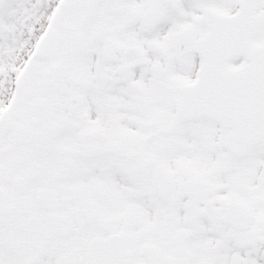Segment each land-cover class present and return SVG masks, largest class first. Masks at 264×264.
Masks as SVG:
<instances>
[{
	"label": "snow or ice",
	"instance_id": "6c2138e0",
	"mask_svg": "<svg viewBox=\"0 0 264 264\" xmlns=\"http://www.w3.org/2000/svg\"><path fill=\"white\" fill-rule=\"evenodd\" d=\"M0 264H264V0H0Z\"/></svg>",
	"mask_w": 264,
	"mask_h": 264
}]
</instances>
